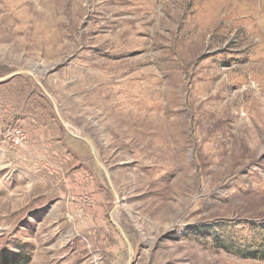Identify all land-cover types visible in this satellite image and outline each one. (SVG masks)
Instances as JSON below:
<instances>
[{"label": "rangeland", "instance_id": "rangeland-1", "mask_svg": "<svg viewBox=\"0 0 264 264\" xmlns=\"http://www.w3.org/2000/svg\"><path fill=\"white\" fill-rule=\"evenodd\" d=\"M18 253L264 264V0H0V258Z\"/></svg>", "mask_w": 264, "mask_h": 264}, {"label": "water", "instance_id": "water-1", "mask_svg": "<svg viewBox=\"0 0 264 264\" xmlns=\"http://www.w3.org/2000/svg\"><path fill=\"white\" fill-rule=\"evenodd\" d=\"M13 76H15V74L10 75L8 78H11V77H13ZM62 123H63V122H62ZM67 132H68L71 136H73L74 138L79 139V140L85 142V143L88 145V147H89V149H90V151H91V153H92V155H93L95 161L97 162V164H98V165L101 167V169L103 170V172H104V174H105V176H106V180H107V182H108V184H109V187L111 188V190H112V192L114 193V195H116V192H115V190H114V188H113V186H112V184H111V181H110V178H109V175H108L107 171L103 168V166H102L101 163L99 162V158H98V156H97V152H96L95 148L91 145V143H90L87 139H85V138H83V137L76 136L75 134H73V133L70 132L69 130H67ZM116 201H118L117 198H116ZM117 203H118V202H117ZM117 203H116V206L112 209V211H111V213H110V217L114 214V212H115V210H116V208H117ZM111 218H112V217H111ZM111 222H112V224L117 228V230L119 231V233L121 234L122 238H123L124 241L126 242V245H127L128 249L131 250V248H130V244H129L127 238L125 237L124 233L122 232L121 228H120L117 224H115L113 221H111Z\"/></svg>", "mask_w": 264, "mask_h": 264}, {"label": "trees", "instance_id": "trees-1", "mask_svg": "<svg viewBox=\"0 0 264 264\" xmlns=\"http://www.w3.org/2000/svg\"><path fill=\"white\" fill-rule=\"evenodd\" d=\"M29 259L30 257L26 253H18L16 256L7 254L5 257L0 258V264H28Z\"/></svg>", "mask_w": 264, "mask_h": 264}, {"label": "built area", "instance_id": "built-area-1", "mask_svg": "<svg viewBox=\"0 0 264 264\" xmlns=\"http://www.w3.org/2000/svg\"><path fill=\"white\" fill-rule=\"evenodd\" d=\"M20 131L18 129H14L12 131H7L5 135H3V143L10 145V146H15L18 145L19 142L22 140Z\"/></svg>", "mask_w": 264, "mask_h": 264}, {"label": "bare ground", "instance_id": "bare-ground-1", "mask_svg": "<svg viewBox=\"0 0 264 264\" xmlns=\"http://www.w3.org/2000/svg\"><path fill=\"white\" fill-rule=\"evenodd\" d=\"M89 6V5H88ZM133 129V128H132ZM143 132V131H142Z\"/></svg>", "mask_w": 264, "mask_h": 264}, {"label": "crops", "instance_id": "crops-1", "mask_svg": "<svg viewBox=\"0 0 264 264\" xmlns=\"http://www.w3.org/2000/svg\"><path fill=\"white\" fill-rule=\"evenodd\" d=\"M34 149V148H33Z\"/></svg>", "mask_w": 264, "mask_h": 264}]
</instances>
